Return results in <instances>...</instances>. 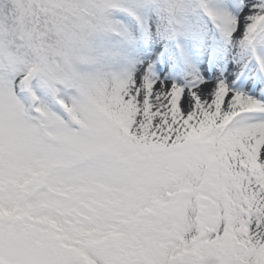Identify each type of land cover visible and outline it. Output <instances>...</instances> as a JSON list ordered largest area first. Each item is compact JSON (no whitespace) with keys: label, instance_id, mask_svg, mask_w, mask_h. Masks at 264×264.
<instances>
[{"label":"snow or ice","instance_id":"6c2138e0","mask_svg":"<svg viewBox=\"0 0 264 264\" xmlns=\"http://www.w3.org/2000/svg\"><path fill=\"white\" fill-rule=\"evenodd\" d=\"M0 264H264V0H0Z\"/></svg>","mask_w":264,"mask_h":264}]
</instances>
